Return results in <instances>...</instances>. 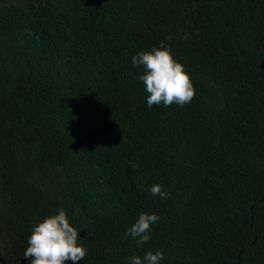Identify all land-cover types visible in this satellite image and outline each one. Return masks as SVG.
<instances>
[{"label": "trees", "instance_id": "trees-1", "mask_svg": "<svg viewBox=\"0 0 264 264\" xmlns=\"http://www.w3.org/2000/svg\"><path fill=\"white\" fill-rule=\"evenodd\" d=\"M161 42L183 107L149 108L132 64ZM61 208L77 264H264V0H0V264Z\"/></svg>", "mask_w": 264, "mask_h": 264}, {"label": "clouds", "instance_id": "clouds-1", "mask_svg": "<svg viewBox=\"0 0 264 264\" xmlns=\"http://www.w3.org/2000/svg\"><path fill=\"white\" fill-rule=\"evenodd\" d=\"M132 64L143 68L139 79L147 93L149 108L153 105L170 107L173 104L183 107L193 100L195 88L189 73L163 42L151 51H141L134 55ZM149 191L153 196L168 198V193L162 191L159 184L153 185ZM158 219L156 214L141 213L127 234L138 238L137 243L143 245L150 240L151 225ZM79 232L70 224L67 213L61 208L57 214L46 217L33 227L24 257L31 258L30 264H67L68 261L77 264L87 254L86 249L78 244ZM163 259L162 251L149 250L143 258L130 257L129 264H160Z\"/></svg>", "mask_w": 264, "mask_h": 264}]
</instances>
